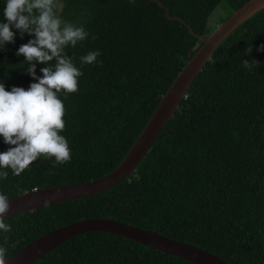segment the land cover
Segmentation results:
<instances>
[{"label": "trees", "instance_id": "1", "mask_svg": "<svg viewBox=\"0 0 264 264\" xmlns=\"http://www.w3.org/2000/svg\"><path fill=\"white\" fill-rule=\"evenodd\" d=\"M206 35L224 2L246 0H62L63 21L89 36L65 48L81 71L64 104L71 160L44 156L20 176L0 178L7 197L85 182L112 170L126 153L178 70ZM0 11V23L4 20ZM224 19V18H223ZM222 19V20H223ZM220 20V21H222ZM0 45V83L28 89L35 81L16 51L33 37L17 30ZM94 37V38H93ZM264 8L232 30L187 86L176 109L135 169L108 190L5 217L6 257L41 234L84 218H110L204 249L225 264H264ZM248 47L252 51L245 55ZM101 55L91 65L81 57ZM259 64L251 70L243 60ZM54 63V62H53ZM44 65L37 64L36 75ZM8 145L0 137V153ZM51 173V174H49ZM15 244V247L11 245ZM30 264H193L102 232L68 238Z\"/></svg>", "mask_w": 264, "mask_h": 264}, {"label": "clouds", "instance_id": "2", "mask_svg": "<svg viewBox=\"0 0 264 264\" xmlns=\"http://www.w3.org/2000/svg\"><path fill=\"white\" fill-rule=\"evenodd\" d=\"M62 7V0L5 2L3 16L6 22L0 23V45L4 48L15 42L13 29L21 38L25 34L33 37L20 45L15 55L22 56L28 63L27 74L35 82L27 90L12 87L10 91L0 83V137L9 146L7 151L0 153V169H10L14 176H20L41 156L53 159V167L71 160L68 141L60 134L65 128V109L57 93L78 91V77L82 73L65 48L69 45L75 47L89 33L83 26L63 21L59 15ZM251 51L248 47L245 55ZM257 51H264V45ZM100 55L98 50L90 51L81 57V63L91 65ZM37 64L44 65L40 76L36 75ZM242 64L251 70L259 63L253 59L251 62L243 60ZM8 174L0 171V178L6 179ZM8 200L6 195L0 194V230L3 232L11 230V226L5 223ZM6 253L7 249L0 247V264H6Z\"/></svg>", "mask_w": 264, "mask_h": 264}, {"label": "water", "instance_id": "3", "mask_svg": "<svg viewBox=\"0 0 264 264\" xmlns=\"http://www.w3.org/2000/svg\"><path fill=\"white\" fill-rule=\"evenodd\" d=\"M156 3L163 8L166 19L176 20L183 24L192 37L200 40V44L159 96L156 105L126 153L112 170L97 178L81 183L45 187L36 189V191L31 189L9 196V211L6 217L104 192L131 173L151 147L154 139L184 96L187 86L201 70L204 62L209 59L214 48L240 23L264 8V0H246L239 7L231 10L208 34L197 35L181 19L170 16L166 8L159 2L156 1ZM89 232L118 236L193 264H225L216 255L204 249L110 218L79 219L47 231L6 257V264H30L68 238Z\"/></svg>", "mask_w": 264, "mask_h": 264}, {"label": "rangeland", "instance_id": "4", "mask_svg": "<svg viewBox=\"0 0 264 264\" xmlns=\"http://www.w3.org/2000/svg\"><path fill=\"white\" fill-rule=\"evenodd\" d=\"M6 0H0V11L4 10ZM231 9L224 3L220 2L210 13L206 21V34H208L223 18H225Z\"/></svg>", "mask_w": 264, "mask_h": 264}]
</instances>
